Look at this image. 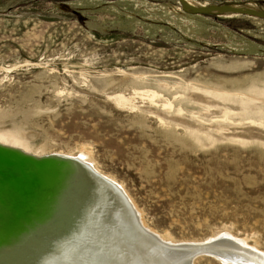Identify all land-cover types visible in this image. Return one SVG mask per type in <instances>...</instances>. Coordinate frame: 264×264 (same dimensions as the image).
I'll return each mask as SVG.
<instances>
[{"label": "rangeland", "instance_id": "rangeland-1", "mask_svg": "<svg viewBox=\"0 0 264 264\" xmlns=\"http://www.w3.org/2000/svg\"><path fill=\"white\" fill-rule=\"evenodd\" d=\"M192 1L264 13V0ZM237 94L264 95V19L177 0H0V144L83 156L166 243L227 235L264 253V129Z\"/></svg>", "mask_w": 264, "mask_h": 264}, {"label": "bare ground", "instance_id": "bare-ground-1", "mask_svg": "<svg viewBox=\"0 0 264 264\" xmlns=\"http://www.w3.org/2000/svg\"><path fill=\"white\" fill-rule=\"evenodd\" d=\"M263 96L247 100L237 94L242 98L237 115L261 129L264 109L254 101L264 102ZM148 97L152 101L159 95ZM119 101L128 105L132 100L122 96ZM61 157L88 169L67 165L59 176L48 162L34 163L0 149V264H193L200 257L196 249L204 247L220 248L203 256L222 264H264V253L227 235L198 244L164 242L144 226L123 190L81 161L83 156Z\"/></svg>", "mask_w": 264, "mask_h": 264}, {"label": "water", "instance_id": "water-1", "mask_svg": "<svg viewBox=\"0 0 264 264\" xmlns=\"http://www.w3.org/2000/svg\"><path fill=\"white\" fill-rule=\"evenodd\" d=\"M177 1L182 6V8H184V10L190 11L194 14H207V13L209 14L212 11H218V12L224 13V14L238 13V14L244 15V16H253V17L264 19V13L263 12L251 10V9H247V8H243V7L235 8L233 6L212 5L209 7L194 8V7L186 4L185 2H183V0H177ZM0 149H2V151H7L10 153L12 152V153L20 154L21 159L33 161L34 163H42V162L46 163V162H48L49 164L47 167H52L53 169H56V174L59 176H60V174H63V172L66 171L67 165H69V166L73 165V167H76L79 170L83 169L84 171H86L88 169L87 167H85V165L81 164L76 159L64 158V157L57 156V155L44 156V157L37 158V157H32L30 155H27V154L23 153L21 150L11 148L8 146H3L1 144H0ZM54 166L60 167V168H55ZM140 234L142 235V233H140ZM215 241H217V240H214V242ZM217 249H220V248H212V247L198 248V249H196V254L200 255V256L201 255L202 256L203 255H211V254H213V252H216L215 250H217ZM226 250H227V248L225 247V248H222L220 251H226Z\"/></svg>", "mask_w": 264, "mask_h": 264}]
</instances>
